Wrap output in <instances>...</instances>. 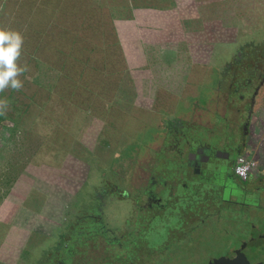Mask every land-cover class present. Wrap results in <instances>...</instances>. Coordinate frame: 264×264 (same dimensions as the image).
Wrapping results in <instances>:
<instances>
[{
    "label": "rangeland",
    "instance_id": "374dc122",
    "mask_svg": "<svg viewBox=\"0 0 264 264\" xmlns=\"http://www.w3.org/2000/svg\"><path fill=\"white\" fill-rule=\"evenodd\" d=\"M160 3L176 6L163 0H0V25L24 33L22 61L30 68L21 77L22 90L0 93L10 101L0 117V264H58L76 226L87 236L80 251L90 262L104 248L98 238L100 249L92 251L90 228H101L109 240L119 237L148 207L146 191L166 201V208L173 198L177 202V184L187 186L191 170L181 183V168L166 164L179 161V147H171L167 135L174 127H185L190 136L216 135L234 149L244 139L241 153L256 162L251 178L261 190L229 200L257 201L263 211H245L249 219L241 228L264 233V79L251 101L240 92L247 83L240 81L246 75L239 66L264 72V0H195L184 6V31L169 27L160 41L180 45L193 81H149L143 73L148 66L131 73L125 65L116 21ZM143 34L137 32L139 41H149ZM171 57L167 67L174 70ZM236 221L230 215L206 218L190 234L193 243L174 253L173 264H212L257 236L239 231Z\"/></svg>",
    "mask_w": 264,
    "mask_h": 264
},
{
    "label": "trees",
    "instance_id": "16d2710c",
    "mask_svg": "<svg viewBox=\"0 0 264 264\" xmlns=\"http://www.w3.org/2000/svg\"><path fill=\"white\" fill-rule=\"evenodd\" d=\"M246 57L248 59L249 56L246 54L244 58ZM240 64V72L246 75L240 81L247 83L242 86L240 92L242 95H246V92L252 93L261 87L264 72L260 74L259 69L254 66L246 63L245 65ZM258 76H260V80L257 78ZM229 77L231 80L235 78L232 74ZM187 130L185 127L183 130H179V127L169 130L167 135H170L169 137L173 140L171 147L178 146L181 149L179 139L180 137L187 138L189 135L186 134ZM185 160L186 158H179V161L167 159L166 164L169 163L172 170L176 167L181 168L180 174L186 180ZM171 173L174 176H171V179L176 178V174ZM232 175L234 176L233 170ZM183 179L181 183L185 182ZM231 186L234 187V183L227 176H220L214 180L213 178L201 179V181L198 178H193L188 181L187 187L181 188L179 191L181 193L178 195H183V197L179 196L177 202L173 198L172 202L167 204L168 208L161 207L157 203L153 204L152 208L148 206L144 212L131 218L130 225L128 224L129 229L119 237L109 240L101 228H98L99 230L90 228L88 234L93 244L92 251L96 253L100 249L98 238L101 239L104 247L102 254L100 253L97 257L95 254L90 256V262L84 261L86 256L83 255L84 252L80 251L81 246L85 245L87 236L81 226H76L73 239L65 250L66 254L64 253L62 262L58 264H95V262L96 264H173L174 257H176L174 253L178 252L181 247L193 243L190 234L201 230L205 226L206 218L220 219L225 215H233L232 213L235 212L233 201H223L229 200L226 195ZM179 201H182L180 205H178ZM165 202L161 201V204ZM192 218L194 220L189 222ZM234 225L236 226L235 223Z\"/></svg>",
    "mask_w": 264,
    "mask_h": 264
},
{
    "label": "crops",
    "instance_id": "0c3cea01",
    "mask_svg": "<svg viewBox=\"0 0 264 264\" xmlns=\"http://www.w3.org/2000/svg\"><path fill=\"white\" fill-rule=\"evenodd\" d=\"M168 1L175 2V5H176L175 8H170L171 6L169 3L168 4L160 3V4L151 5V6H144V7L134 9L132 12L131 19L127 21H116L117 22L116 23L117 37L119 38L118 42L120 43L119 46L123 53L125 65H127L128 71L131 73L133 72L142 73V72H139L140 70H138V68L141 66L142 67L148 66L149 70L144 69L145 71L143 73H145V75H148L144 77V79H148L149 81H154V80L167 81L169 79L170 80L180 79L183 81H193L196 79V77H194V75L188 71L190 68L185 70V68L183 67L184 66L183 64L185 62L183 61V58L179 57L178 48H180V45H177V44L169 45L167 42H161L160 39L162 37L167 36V33L170 32L169 27L174 26L175 27L174 29L176 32L184 31L183 26L185 24L182 18L184 19V17L187 18L188 16V14L186 15L185 13L187 9H185L184 6L187 7L190 1H195V0H163V2H168ZM214 1H217V0H214ZM212 7H215V6H212ZM189 17H194V13H191ZM178 18L181 20H178ZM176 23H178L179 25H175ZM139 26L142 27L140 28V31L144 33L143 34L144 39L147 36L149 37V41L147 42H145L146 40H144L143 42L139 41L140 35H137V32L140 33ZM148 27L153 28V30H151L150 33H147V32L145 33L144 30L145 28H148ZM161 32H164V33H161ZM153 37H155V40H153ZM174 48L177 49L175 50L174 55L171 52H168V49H174ZM168 56H172L175 59V65H176V68L174 69L175 71L172 69L169 70V68L167 67L168 65L167 60L169 59ZM192 65L193 63H191V66ZM207 102L208 100H203V103L207 104ZM260 103H261L260 105H262V107L260 106L261 110H264V94H263V98L261 99ZM180 105H183V104H180ZM257 108L255 109L257 110ZM244 112L247 113V110H245ZM253 114L251 115L248 114L249 115L248 119L251 117L250 118L251 121L254 119ZM253 123H255L254 120H253ZM247 135H248V132L245 133L244 137H247ZM196 140L203 144L207 142L210 144L209 140L203 137L196 138L195 141ZM221 142L222 141L218 142L219 143L218 144L219 146L217 147L218 149H220V147L223 145ZM238 146H239V149H241V151L247 148L244 145V139H242V141L241 140L239 141ZM253 150L256 151L257 146L256 148H253ZM185 152L186 151L183 149L182 153L184 154ZM249 157L251 156L249 155ZM4 207H5L4 205H0V210L2 211ZM3 215L5 214H2V216Z\"/></svg>",
    "mask_w": 264,
    "mask_h": 264
},
{
    "label": "flooded vegetation",
    "instance_id": "af4514ba",
    "mask_svg": "<svg viewBox=\"0 0 264 264\" xmlns=\"http://www.w3.org/2000/svg\"><path fill=\"white\" fill-rule=\"evenodd\" d=\"M246 93H247L246 96L248 95L249 97H252L251 101H254L255 92H252V93L246 92ZM205 131L206 130L203 128L201 130V133ZM199 137H200L199 135H192V136L188 135L187 138L180 137L179 144H181L182 146H181V149H178V150H180L181 152L176 150L177 152L176 156L178 157L177 159L186 158L185 160L186 169L191 170V175H190L191 179L198 178L201 181V179L202 180H209L210 178H213V180L218 179L220 176L230 177L231 181L234 183V187L231 186V188L229 189L230 194L227 196V198H229L230 195H233L238 199L245 198L244 200H246L247 195L251 196L257 193L259 190H261L260 188H258L257 184L253 183V179H251L252 176L246 182H242V181H238L232 175L233 164H234L235 158L239 155L241 151V149H239V146L236 149H234V146H235L234 143L232 144L229 141L227 142L225 141L222 143L223 145L220 147V149H218L217 147L219 146L218 142L220 141V139L216 135H212L207 138L203 136V138H206L209 140L210 144L208 142L203 144L197 140L195 141V139ZM182 147L186 151L184 154L182 153V150H183ZM221 148H224V149H221ZM232 153H234L235 155L233 156ZM188 174L189 173H186V176ZM179 175L181 176V179H183V176L181 174ZM161 183L162 185L164 184V186H166L164 182H161ZM177 187L178 188L180 187V190H181V188H185L187 186L183 184H177ZM167 188H169L168 190H169L170 196H173L176 194L175 192H173L175 191L174 188H172L171 186H168ZM178 188H176V192L178 191ZM233 192L235 194L236 193L238 194L235 195ZM144 196L146 200H148L149 202L148 204L149 208H152V205L156 203L160 205L161 207H164L162 206L163 204H161V200L158 198L155 199L154 196L151 195V192L146 191L144 193ZM244 200L232 202L235 206V209H234L235 212L232 213L233 215L230 214V216L237 218V221L235 222L236 227L240 228L239 231L245 232V234L247 232L257 233V236H252L249 239L264 235V233H262L258 227L251 226L250 229L241 228L242 226H244L242 225V222H244V219L245 220L249 219L247 217L248 215L250 216L256 213L259 214L260 211H263L262 209L259 208L257 201L256 203H253V204H247V202ZM223 201L231 202L227 199ZM249 207H251V209H249ZM245 211L250 212V214L248 215L247 213L245 214ZM245 227H247V225H245Z\"/></svg>",
    "mask_w": 264,
    "mask_h": 264
},
{
    "label": "clouds",
    "instance_id": "9594fccd",
    "mask_svg": "<svg viewBox=\"0 0 264 264\" xmlns=\"http://www.w3.org/2000/svg\"><path fill=\"white\" fill-rule=\"evenodd\" d=\"M24 53V33L8 25H0V93L7 90L20 91L24 87L21 79L30 70ZM10 101L0 96V116L6 115Z\"/></svg>",
    "mask_w": 264,
    "mask_h": 264
},
{
    "label": "water",
    "instance_id": "95a60500",
    "mask_svg": "<svg viewBox=\"0 0 264 264\" xmlns=\"http://www.w3.org/2000/svg\"><path fill=\"white\" fill-rule=\"evenodd\" d=\"M212 264H264V235L244 241L238 249Z\"/></svg>",
    "mask_w": 264,
    "mask_h": 264
},
{
    "label": "built area",
    "instance_id": "2783aa9c",
    "mask_svg": "<svg viewBox=\"0 0 264 264\" xmlns=\"http://www.w3.org/2000/svg\"><path fill=\"white\" fill-rule=\"evenodd\" d=\"M256 169V162L247 154H239L233 164L234 176L242 182H246Z\"/></svg>",
    "mask_w": 264,
    "mask_h": 264
}]
</instances>
